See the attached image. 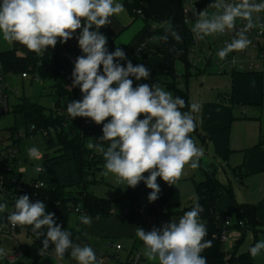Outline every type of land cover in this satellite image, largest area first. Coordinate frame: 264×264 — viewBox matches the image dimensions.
I'll list each match as a JSON object with an SVG mask.
<instances>
[{
  "label": "clouds",
  "instance_id": "9594fccd",
  "mask_svg": "<svg viewBox=\"0 0 264 264\" xmlns=\"http://www.w3.org/2000/svg\"><path fill=\"white\" fill-rule=\"evenodd\" d=\"M209 7L217 10L211 16L206 9L198 14L193 10L194 39L236 31L237 20L243 23L231 42L217 52L221 60L251 45L249 30L257 26L264 28V23H258L259 14L264 12V0H214ZM124 11V5L117 0H0V37L10 46L19 43L31 52L43 54L58 41L67 43L80 30L78 47L82 55L74 61L71 87H79L82 98L67 104V114L72 120L90 118L103 125V135L98 142H89L88 148H99L105 161L104 175L112 174L118 183L131 188L143 181L151 189L149 202H154L161 191L157 178L173 186L186 165L199 167L204 151L190 133L196 127L195 114L201 105H188L160 83L134 87L132 78L147 80L150 70L143 64L134 66L119 47L109 52L107 37L99 31L111 23L110 17ZM160 26L164 29L161 40L167 42L170 35L177 43L182 42L170 22ZM172 50L177 54L181 51ZM118 61H126V66ZM186 107L189 110L182 111ZM28 154L30 158L36 157L38 149L31 147ZM7 207L6 203H0V213ZM202 211L197 201L178 221L147 232L136 227L144 255L158 264H207L201 253L212 242L205 239L207 227L200 219ZM54 217V213L46 211L43 201L32 202L25 194L15 199L7 221L13 227L30 226L36 238L44 237L40 255H45L51 245L61 259L70 252L77 264H98L93 249L74 243L71 231L57 224ZM80 221L89 225L91 217L82 214ZM248 251L253 258L259 256L264 251V240L255 242ZM5 255V250L0 248V257Z\"/></svg>",
  "mask_w": 264,
  "mask_h": 264
},
{
  "label": "rangeland",
  "instance_id": "374dc122",
  "mask_svg": "<svg viewBox=\"0 0 264 264\" xmlns=\"http://www.w3.org/2000/svg\"><path fill=\"white\" fill-rule=\"evenodd\" d=\"M151 1V5H147L148 14L161 20L160 24L158 19H153L155 23L152 20H146L147 25L152 29L146 28L144 16L134 15L126 7L124 0H117V2L124 5L125 11L110 17L111 23L100 29L104 31L105 36L110 39L116 38V42L123 43V46L129 44L128 50L131 53H134L132 49L139 43L138 40L142 37L146 38L148 49L144 54L139 53V58L143 59L142 64L144 63L150 70V78L140 81H135L132 78L134 87L142 83L149 85L160 83L173 96L176 88L186 92L189 105L191 103L201 105L200 111L195 114L196 130L194 129L190 136L196 145L203 149L204 155L200 159L199 167L193 169L190 165H186L181 177L176 182L180 199L179 209L194 201L196 195L194 183L204 180L206 173H214L219 182L224 186L229 185L233 192V197H230L224 190L219 191L217 206L221 214L226 215L232 211L235 203L258 205L256 217L259 222L253 228L242 231L241 226L235 225L234 217L230 216L226 239L221 240L223 250L227 256L247 254L251 264H264V251L255 258L251 257L248 251L255 242L264 240V142L258 145V137L264 138V68L261 67L257 72L215 73L212 63H209L201 54L207 50V44L203 41L198 44L200 53L195 54L189 50V45L187 51L185 50L186 46L181 33H178L182 37L180 43H177L170 35L167 42L160 39L164 35V29L159 26L161 24L167 26L170 22L173 29H184L179 0ZM210 10L213 12L215 9ZM193 22L185 24L186 31H190ZM155 48H160V52H154ZM168 48L181 51L177 54V51L166 50ZM162 51L175 56L172 65L175 77L169 73L164 56L161 55ZM197 55L200 56V60L194 62ZM235 75L237 76L234 78ZM7 80L10 104L28 100L46 109L54 110L56 108L57 98L51 88L53 79L50 72L42 66L38 65L33 72H29L27 78L22 79L20 73H13L8 75ZM16 120L12 112L0 115V137L4 139L0 145H12L10 136ZM225 120L232 122L231 129L228 128V124L224 125L226 127H216V122H225ZM102 127L103 125L99 130L87 134L84 138V144L91 151V156L95 161L86 182V192L110 200L113 209L117 210L116 214H134L139 224L138 227L141 228V225L144 224L142 227L146 232L152 230L147 227L151 222L160 221V224L155 227L160 228L164 224V219L161 216L166 219L172 217L163 214L167 210L163 208L160 211L161 214L152 215L150 208L155 204V201L149 202V194H139L136 201L130 199L126 195V191L134 188L118 183L117 178L112 174L105 176V161L99 148H88L89 142L99 141L103 135ZM228 131H231L229 154L224 149L227 146ZM203 136L204 138H202ZM218 144L220 147H224L223 155L217 150ZM31 147L37 148L43 154L50 155H53L58 149V146H48L46 138L41 133H36L19 142L18 164L11 159H8L7 163L20 164L24 167L25 172L21 178L25 183L37 177L38 171L35 167L42 165L41 159H33L28 156V149ZM242 173L245 175L241 176ZM5 177H8V174H5ZM5 189L9 193L14 191L13 186L9 183L5 185ZM75 191H80V188H76ZM15 199V197L10 198L8 193L0 191V203H6L8 206L3 213H7L14 207ZM3 213H0V216ZM80 216L71 211L65 229L71 231L74 243L88 245L93 249L98 264H134L131 259L137 253L141 256L135 264H158L157 261L149 260L144 255L143 242L137 236L98 235L93 229V231L89 227L87 229L83 223L78 224ZM79 230L84 231V240L77 238ZM237 239L240 240L237 241ZM117 243L121 249H115L114 245ZM31 244L32 238L24 229L14 230L9 235L1 234L0 248H3L5 253L20 251L22 254L13 262H7L4 256L0 257V264L29 263V259L23 254V251ZM39 263L77 264L75 260L71 259L70 252H66L63 259L57 257L54 247L41 256Z\"/></svg>",
  "mask_w": 264,
  "mask_h": 264
},
{
  "label": "trees",
  "instance_id": "16d2710c",
  "mask_svg": "<svg viewBox=\"0 0 264 264\" xmlns=\"http://www.w3.org/2000/svg\"><path fill=\"white\" fill-rule=\"evenodd\" d=\"M124 4L133 13L132 10L135 5L131 4L129 0H124ZM157 19L155 18V20ZM158 21L160 24L161 20L158 19ZM174 30L182 34L186 46L185 50L187 51V46L191 42L190 34L185 29ZM60 49L61 43L58 41L54 48L49 47L43 54H36L31 51L26 54H20L13 49L0 51V66L6 73H29L33 72L38 65L42 66L46 71L50 72L52 76V93L56 96L57 100L55 103L58 105L60 99H75V92L66 91L64 88V81L60 74L62 68V63L60 62ZM159 49L160 48H155L154 52H160ZM161 55L164 56L169 73L175 77L172 68L175 56L165 51L161 53ZM142 62L143 59L139 58V56L133 57L132 64L134 66L142 64ZM175 96L182 97L188 104L186 92L176 88L174 89V97ZM187 109L186 107L182 110L186 111ZM11 112L14 113L17 119L12 127V131L28 123H34L38 127H42L49 124H60L61 122L58 117L54 116V110L46 109L28 100H22L13 104ZM101 126L102 124L97 125L95 123L91 130L87 129L82 133L77 131L72 135L70 131L62 129L50 137H45L48 146H58V149L53 155L47 153L48 157L42 159V165L40 166L37 177L32 178L30 182L26 184V188L19 191L20 195H28L32 202L38 200L43 201L46 205V211L54 213L56 223L61 225L64 229L69 213L77 205H79L80 209L91 218H101L112 215L111 210L113 209V205L110 200L96 197L85 190L86 182L89 178L88 176L95 161L93 156H91V151L88 150L84 144V138L87 134L99 130ZM202 138H204V136ZM263 142L264 138H260L258 145ZM144 175L147 176L148 173ZM244 175L243 173L241 174V176ZM157 183L161 191L158 194L159 198L150 208V212L154 214H161V209L165 208L167 212L163 214L183 216L186 211L191 210L195 202L198 201L199 204L202 205L203 211L200 213V219L203 220V223H205L207 227V236L205 239L212 242V246L201 253L202 256L206 257L207 264H251V260L247 254H240L238 256L232 254L231 256H227L221 246L219 232L222 228L225 215L220 213L217 206V190L218 188H222L226 194L233 197V192L229 185L224 186L221 184L214 173H206L204 180L194 183L196 194L194 201L179 209L180 199L176 184L170 186L160 178H157ZM39 184L42 185L39 186ZM76 188H80V191H75ZM79 192H81L80 195H78ZM150 192L151 189H148L145 183L141 181L134 189L127 190L126 195L133 201H136L139 194H149ZM257 209L258 205L255 204L235 203L234 209L226 215L233 216L235 225L241 226V230L244 231L247 228L255 227L259 222L256 217ZM1 221L9 224L7 216ZM18 229H24L32 238L31 246L23 251V254L29 259L28 264H40L39 260L42 255L39 254V250L42 248V240L44 237L36 238L31 232L30 226H19L15 231ZM78 233L77 238L79 240H84V231L80 230ZM239 240L240 239H237V241ZM53 247L54 246L50 245L49 250Z\"/></svg>",
  "mask_w": 264,
  "mask_h": 264
},
{
  "label": "built area",
  "instance_id": "2783aa9c",
  "mask_svg": "<svg viewBox=\"0 0 264 264\" xmlns=\"http://www.w3.org/2000/svg\"><path fill=\"white\" fill-rule=\"evenodd\" d=\"M214 0H179L181 6V17L183 22V27L185 29L186 23H192L196 19V14L200 11L206 9L208 15L211 16L217 10L215 9L211 12L212 9L210 6ZM231 2V0H230ZM256 2H260V0H256ZM195 9V13L193 10ZM133 13L136 15H142V10L140 8L133 9ZM260 21L258 23H264V12L260 13ZM160 26V25H159ZM243 27V23L237 20V28L236 31H239L240 28ZM257 28V29H256ZM236 31H229L225 32L224 34H215L206 37L203 40L194 39L193 33L187 31L190 34L191 42L189 44V50L195 52V54H199L198 44L203 41L207 44V50L202 52L205 56V59L212 63V67L214 68L215 73L223 74L228 71L232 73L237 72H252L259 70L261 67L264 68V29L257 26L248 31L247 36L252 41L251 45L243 51H234L229 53V55L221 60L217 56V52L223 48L227 43L231 42L232 38L236 35ZM80 30L74 34V37L67 41V43H61L60 49V62L62 63V68L60 70V74L64 81V88L66 91L75 92V99L79 100L82 98L81 91L79 87L72 88V71L74 69V61L76 57L82 55L80 48L78 47V36ZM147 43L143 41L137 49V52L132 54L129 53L123 46L113 44L109 39H107V48L109 52L114 51L117 47L121 48L131 62L133 61V57L139 56V53H144L147 48ZM200 60V56L197 55L194 59V62ZM119 63L126 66V61H118ZM13 73H6L3 71L2 67L0 66V115L6 114L11 112L12 105L9 101L8 95V75ZM28 72L20 73V77L27 78ZM72 101L60 99L59 104L54 109V116L60 119V124H49L46 126L38 127L34 123H28L25 126L19 127L17 130L12 131L10 139L12 145H0V159L2 163L0 164V191L4 193H8L10 198H18L21 196L19 191L24 190L26 188V184L21 175L24 174L25 169L20 164H18V157L17 154L20 153L19 150V142L23 139L33 136L36 133H41L44 137H50L54 135L56 132L65 129L70 131V134H74L77 131L82 133L84 130H91L94 126V122L90 118H81L77 117L72 120V118L67 114L66 108L67 104ZM4 139L0 137V142ZM43 153L38 150V155L36 157H31L33 159H43ZM29 156V154H28ZM8 159L15 161L17 164L11 165L7 163ZM37 171H39L40 166L35 167ZM5 174H8V177H5ZM9 183L13 186L14 191L9 193L7 189H5V185ZM29 183V182H28ZM42 184H39L41 186ZM13 211V208L9 210L7 213H3L0 216V235L11 234L17 227H13L10 223L2 222L1 220L4 219L8 214ZM72 212L78 213L79 215L85 214L81 209L80 206L77 205L73 208ZM113 212V209L111 210ZM230 226V216L225 215L223 219L222 228L219 232V238L221 240L226 239L227 230ZM149 227H154L151 225ZM115 248H120L119 244L115 245ZM22 253L20 251H15L13 253L7 252L4 258L7 262H13L18 257H20ZM140 259V254L137 253L131 261L135 264Z\"/></svg>",
  "mask_w": 264,
  "mask_h": 264
},
{
  "label": "crops",
  "instance_id": "0c3cea01",
  "mask_svg": "<svg viewBox=\"0 0 264 264\" xmlns=\"http://www.w3.org/2000/svg\"><path fill=\"white\" fill-rule=\"evenodd\" d=\"M129 1L131 2V4L135 5L133 9L140 8L142 10V12H143L142 15L144 16V22H145L146 28L152 29L151 26H148L147 23H146V20H149V21L152 20V22L155 23L153 19H155V18L157 19V17H151L148 14V11H147V8H148L147 5L148 6L151 5L152 1L151 0H129ZM134 15H136V14H134ZM142 15H139V16H142ZM99 31L101 33H103L104 35H106L102 29H99ZM106 37H107V39H109L115 45H118V46L119 45H121V46L124 45L123 43L116 42V38L110 39L108 36H106ZM146 37H148V36H146ZM145 40H146L145 37L140 38L138 40L139 43H137L136 46L132 49V52L136 53L137 49H138V46ZM125 46H123V47L129 53H131L128 50L130 48L129 44L126 47ZM8 49H13V50L17 51L20 54H26V53L29 52V50L26 47H24L23 45H21L19 43H14L13 45L10 46L5 41H3L2 37H0V51H4V50H8ZM147 49H148V46H147L146 50ZM166 50L172 51L171 48H168ZM134 53H132V54H134ZM236 76L237 75H235L234 78ZM227 124L229 125L228 128L231 129L232 128V122L229 121V120L228 121L225 120V122H216V125H217L216 127H221V126L222 127H226L224 125H227ZM230 139H231V131H228L227 146L225 148L223 147L228 154L231 151L230 150V145H231L230 144ZM258 139H260V136L258 137ZM223 148L220 147L219 144L217 145V150L219 151V153L221 155H223L224 151H225V150H222ZM221 190H223V189L222 188H218V190H217L218 196H219V191H221ZM234 207H235V205H234ZM234 207H233V209H234ZM116 211L117 210L113 209L112 215H110L108 217L91 218V223L89 225H86V228L88 229V227H89L91 230L93 229L95 231V233L98 234V235L112 236V237H126V236L135 237L136 236V227L139 226L137 218L135 217V215L134 214L130 215L128 213L116 214ZM229 212H231V211H229ZM150 213L152 215L154 214L152 212H150ZM76 214H78V213H76ZM123 215H127V216H123ZM157 215H159V214H157ZM161 217L164 219V224H165V223H168L170 221H178L179 218L182 217V216H172L169 219H166L163 216H161ZM201 221L203 222V220H201ZM80 222L81 221H78V224H80ZM261 222H263V221H261ZM159 224H160V221L151 222L147 227L153 229L154 227H156V225H159ZM143 225H141V228H143L142 227ZM151 225H154V227H149ZM87 229L85 230V233H86ZM115 245H114V247H115ZM228 245H229V243H228ZM115 249L116 250L121 249V246H120V248H118V249L115 248ZM140 256H141V254H140Z\"/></svg>",
  "mask_w": 264,
  "mask_h": 264
},
{
  "label": "water",
  "instance_id": "95a60500",
  "mask_svg": "<svg viewBox=\"0 0 264 264\" xmlns=\"http://www.w3.org/2000/svg\"><path fill=\"white\" fill-rule=\"evenodd\" d=\"M48 157V154L47 153H45L44 155H43V159H45V158H47ZM138 186V185H137ZM81 194V192H79L78 193V195H80Z\"/></svg>",
  "mask_w": 264,
  "mask_h": 264
}]
</instances>
